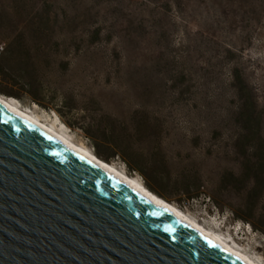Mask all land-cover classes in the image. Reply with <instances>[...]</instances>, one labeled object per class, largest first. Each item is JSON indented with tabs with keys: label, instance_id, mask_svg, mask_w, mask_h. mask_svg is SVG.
Wrapping results in <instances>:
<instances>
[{
	"label": "rangeland",
	"instance_id": "374dc122",
	"mask_svg": "<svg viewBox=\"0 0 264 264\" xmlns=\"http://www.w3.org/2000/svg\"><path fill=\"white\" fill-rule=\"evenodd\" d=\"M16 35L40 56L37 62L50 87L64 81L57 70L68 60L69 85L81 84L76 88L99 95L115 111L121 103L162 105L174 127L170 150L191 153L176 161L198 165L208 191L219 172L235 167L237 116L247 96L264 117V0H0V39L7 45ZM39 48L52 56L50 66H44ZM114 51L129 52L134 59H117ZM180 71L190 86L184 94L168 87ZM235 75L246 85L242 92L236 90L241 85L233 82ZM15 99L92 150L82 132L54 110L27 97ZM108 162L142 182L118 158ZM219 193L224 205L237 201L236 192ZM176 206L264 264V235L232 219L226 208H215L207 194Z\"/></svg>",
	"mask_w": 264,
	"mask_h": 264
},
{
	"label": "water",
	"instance_id": "95a60500",
	"mask_svg": "<svg viewBox=\"0 0 264 264\" xmlns=\"http://www.w3.org/2000/svg\"><path fill=\"white\" fill-rule=\"evenodd\" d=\"M0 264H253L0 103Z\"/></svg>",
	"mask_w": 264,
	"mask_h": 264
},
{
	"label": "trees",
	"instance_id": "16d2710c",
	"mask_svg": "<svg viewBox=\"0 0 264 264\" xmlns=\"http://www.w3.org/2000/svg\"><path fill=\"white\" fill-rule=\"evenodd\" d=\"M92 34L98 37L99 30ZM114 52L117 59H134L129 52ZM41 53L44 66H50L52 56L45 50ZM39 57L23 35L10 38L0 55V94L18 99L27 97L43 108L54 110L69 127L82 132L95 155L106 161L118 158L128 171L141 177L150 191L166 201L181 206L198 199L202 193L207 194L215 208H226L232 219L246 222L264 235V117L257 112L251 97L247 96L239 107V134L233 148L235 167L219 172L211 187L214 190L208 191L201 168L192 161L179 163L176 158L184 154L170 150L168 138L174 127L170 112L162 105L141 101L132 106L121 103L123 108L115 111L99 95L77 89L81 84L69 85L66 77L73 70L68 60L61 61L57 70L64 81L58 87H50L37 62ZM185 76L183 71L178 72L168 87L179 94L189 92ZM238 81L242 87L236 85V90L242 92L246 88L244 81L239 75L233 76V82ZM193 102L198 107L199 101ZM185 157L189 159L191 153L187 151L182 158ZM221 190L236 192L237 201L224 205Z\"/></svg>",
	"mask_w": 264,
	"mask_h": 264
},
{
	"label": "bare ground",
	"instance_id": "6f19581e",
	"mask_svg": "<svg viewBox=\"0 0 264 264\" xmlns=\"http://www.w3.org/2000/svg\"><path fill=\"white\" fill-rule=\"evenodd\" d=\"M0 103L4 104L9 109H11L15 113L23 117L24 119L33 122L37 127H40L48 131L54 137L60 139L61 141H64L65 143L70 145L75 151L79 152L84 157L100 164L110 173L114 174L115 176L121 177L122 179L127 181L130 185H132L137 191H139L143 195L151 197L161 205L165 206L169 211L182 217L186 222H188L192 226L227 243L233 249L238 251L242 256L248 259L251 263L261 264L257 260H255L250 254L239 248V246L234 241L229 240L228 238H226V236L213 230L212 228L203 225L202 223L197 221L194 217L190 216L188 213H186L185 211H183L173 203L166 201L162 197L150 191L137 177L127 174L123 169L117 167L113 162H108L106 160L99 158L97 155H95V153L92 150H90L88 147L84 146L83 144H78L74 142L65 131L59 128L58 124H56L55 122H46L32 111L26 108H22L19 105L18 101L12 96H5L3 94H0Z\"/></svg>",
	"mask_w": 264,
	"mask_h": 264
},
{
	"label": "built area",
	"instance_id": "2783aa9c",
	"mask_svg": "<svg viewBox=\"0 0 264 264\" xmlns=\"http://www.w3.org/2000/svg\"><path fill=\"white\" fill-rule=\"evenodd\" d=\"M5 46V43L0 39V55L3 53Z\"/></svg>",
	"mask_w": 264,
	"mask_h": 264
}]
</instances>
